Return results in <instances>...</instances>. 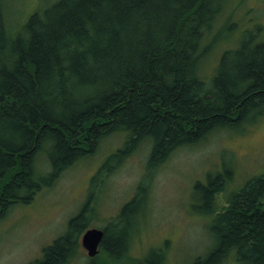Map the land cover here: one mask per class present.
Segmentation results:
<instances>
[{
	"label": "trees",
	"instance_id": "obj_1",
	"mask_svg": "<svg viewBox=\"0 0 264 264\" xmlns=\"http://www.w3.org/2000/svg\"><path fill=\"white\" fill-rule=\"evenodd\" d=\"M227 2L53 0L11 34L0 0V218L14 204L31 202L105 136L126 133L100 172L150 141L136 192L103 229L102 250L120 260L154 170L176 148L264 113V39L255 40L256 32L247 30L224 50L211 77L200 74L219 36L204 38ZM42 152L47 172L37 167ZM227 177L225 171L195 183L203 211L213 214L217 242L192 264H223L230 254L240 264H264V173L220 207L215 198ZM87 228L82 210L28 264L69 263ZM165 260L153 249L135 263Z\"/></svg>",
	"mask_w": 264,
	"mask_h": 264
},
{
	"label": "rangeland",
	"instance_id": "obj_2",
	"mask_svg": "<svg viewBox=\"0 0 264 264\" xmlns=\"http://www.w3.org/2000/svg\"><path fill=\"white\" fill-rule=\"evenodd\" d=\"M3 1L7 27L14 34L31 13L53 0ZM247 30L257 33L255 40L264 39V0H228L204 38L209 43L219 36L201 62L203 78L213 75L223 51L234 49ZM252 119L251 115L237 126L212 131L198 142L176 148L154 170L148 201L131 219L128 246L120 260H113L101 246L90 257L80 243L67 264H136L153 249L165 255L164 264H192L205 256L217 236L213 214L203 211L205 201L194 193L195 183H206L209 174L228 172L215 198L221 207L232 192L264 173V113ZM125 139L124 132L105 136L96 150L63 169L31 202L10 207L0 218V264H28L41 257L43 248L65 233L69 220L82 210L89 228L112 224L136 192L151 149L150 141H142L120 164L100 172ZM37 167L41 172L49 169L44 152ZM233 256L223 264H240Z\"/></svg>",
	"mask_w": 264,
	"mask_h": 264
},
{
	"label": "water",
	"instance_id": "obj_3",
	"mask_svg": "<svg viewBox=\"0 0 264 264\" xmlns=\"http://www.w3.org/2000/svg\"><path fill=\"white\" fill-rule=\"evenodd\" d=\"M104 230L97 227L88 228L81 238L82 246L90 257H94L100 251Z\"/></svg>",
	"mask_w": 264,
	"mask_h": 264
}]
</instances>
